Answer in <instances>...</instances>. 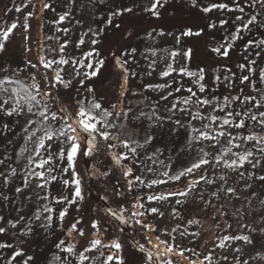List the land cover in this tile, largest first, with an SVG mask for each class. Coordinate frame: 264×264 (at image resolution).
Wrapping results in <instances>:
<instances>
[{"label":"snow or ice","instance_id":"6c2138e0","mask_svg":"<svg viewBox=\"0 0 264 264\" xmlns=\"http://www.w3.org/2000/svg\"><path fill=\"white\" fill-rule=\"evenodd\" d=\"M164 2L152 0L144 11L159 17L158 9ZM29 3L31 0L7 11L19 13ZM39 3V12L56 11L53 3L44 0ZM191 3L197 7V0ZM200 11L216 13L215 19L207 17V29L226 32L218 45L211 47L212 58L232 61L233 50L240 47L243 51L239 59L234 65H223V70L217 69L220 74L212 76L206 67L191 71L186 66L192 59V49L173 51L169 58L176 62V57H180L179 67L166 62L165 69L158 74L160 80L139 86V92L130 86V77L136 78L138 73L127 67L129 57L135 62L137 49L125 46L129 38H139V34L122 29L113 20L132 14L131 7L112 10L102 21L112 26L111 35L107 34V28L90 27L84 33L90 35L89 47L78 56L73 53L84 45V38L72 43L69 28H55V33L64 34L63 38L53 34L46 39L56 41L58 47H49L50 55H39L35 63L27 59V53L32 51L28 20L35 12H28L23 23L13 22L0 28V54H7L9 45L16 42L18 28L23 32L20 46L25 53L24 67L0 66V139L10 146L0 153V208L11 206V212L16 214L12 219L0 214V237L8 234L20 238L22 244L16 248L11 242H0V250H11L7 264H41L53 247L61 253L55 257L60 264H213L216 248L231 247L237 241L241 247L232 250L233 258L237 264H248L239 258L251 255L244 245H250L253 251H264V215L257 214L261 221L257 227L241 222L233 228L226 223L223 231L227 234L218 237L220 243L213 242L212 250L202 258L195 248L181 247L173 235L197 238L199 231L189 233L187 228L179 231L177 225L171 231L160 229L166 237L161 239L156 226L146 219L154 214L163 217L164 213L157 207H147L145 200L154 203L175 198L173 219L202 227L200 220L182 217L180 209L190 194L192 201L198 198L205 207L211 205V198L204 200L209 187L215 188L211 197L219 199L223 193L226 200L239 199L236 187H226L233 174V183L242 184V191L249 193L245 197L248 203L257 199L264 206V0H210ZM70 16L71 12L65 11L53 23L60 25ZM203 31L189 28L181 35L199 37ZM147 35L151 37L152 32ZM118 37L125 43L112 50L119 44ZM176 41L179 44L180 38ZM70 43L73 52L68 51ZM98 44H107L111 61L119 70L117 100L108 106L90 83L101 75L106 63L101 49L96 47ZM144 58L147 60V56ZM156 63L151 60L148 67L155 71ZM28 68L35 72L29 73L27 80H21L20 74ZM218 84L226 94L217 95ZM152 92L156 93L154 100L145 94ZM126 95H142L143 100L133 104L129 98L126 102ZM161 102L164 112H160ZM166 126V134L173 137L171 149L166 144L163 147L154 144L157 134L153 130ZM17 127L19 133L14 131ZM9 133L18 139H9ZM166 151H171L175 159L166 157ZM81 162L90 167L81 170ZM158 168L163 170L157 174ZM202 169L204 174L197 177L196 173ZM220 169H227L228 174L220 173ZM149 174L156 178L148 179ZM182 178L186 182L179 190L141 194V189L151 190ZM90 180L103 185L99 199L105 203L96 210L100 216L86 218L82 205H86L91 192L87 188ZM201 184L204 187H199ZM110 201L116 203L115 208ZM69 209L79 219L73 216L66 223ZM218 211L222 216L240 218L239 210L230 214L221 205ZM216 227L219 228V223ZM126 229H132L144 241L134 239L130 246L131 261L116 235L124 234ZM45 241L51 242L45 252H32V244L39 249ZM78 241H82L79 246ZM259 258L264 260V255ZM223 259L227 261L228 256ZM4 260L0 252V264Z\"/></svg>","mask_w":264,"mask_h":264},{"label":"rangeland","instance_id":"374dc122","mask_svg":"<svg viewBox=\"0 0 264 264\" xmlns=\"http://www.w3.org/2000/svg\"><path fill=\"white\" fill-rule=\"evenodd\" d=\"M22 2L26 3L27 0H0V28L8 27L11 23H23L24 17L28 12H35V15L29 18L28 23L30 25V36L31 40L28 42L29 46L32 48V51L27 53V59L36 62L39 55H50L48 53V48H57L58 44L54 40H47L46 37L50 35H57L63 38V33H55V28H69L70 33L69 38L72 43L76 42L80 37H83L85 40L84 45L79 49H76L73 53L74 56H78L81 51H86L89 47V36H85L84 33L88 32V29L91 27L93 29L97 28H107L108 35H111L113 28L110 25L102 23V21L108 16L109 12L117 8L123 9L124 7L133 8L132 14H125L123 17H113V20L116 23L121 24V28L126 31H133L134 34L138 33L139 38H129L127 41V46L135 47L137 52L134 54L135 62H132V58L129 57L130 71H135L138 73L136 78L130 77V86L133 88V91L139 92L140 87L146 83H153L160 80L159 73L165 69V64L173 63L174 67H179L180 57H176V62H173L169 58V54L173 51H178L180 49H192L193 56L191 61L186 62V66L191 71H196L200 67H206L209 75L215 76L219 75L217 69L223 70V65L231 64L234 65L235 62L239 59L243 49L237 47L232 52V61H225L222 58L217 57L213 59V55L210 53L211 47L217 46L221 41L222 37L226 35V32L220 29L209 30L205 27L208 23L207 17L210 15L215 19L216 13L204 14L200 11V7L206 6L209 4L210 0H197V7H193L191 0H166L164 6L159 8V17L153 16L150 12L144 11L145 7H150L152 0H75L74 3H70V0H44V2L53 3L56 11L52 12L50 10L39 12L38 9L41 7L39 0H31V3L28 4L23 11L17 13L15 11L8 12L7 9L13 8L14 6H19ZM220 2H226V0H220ZM65 11H70L71 16L67 18L62 24L56 25L53 23L55 19H58L59 15L63 14ZM223 15V14H222ZM79 21V23H77ZM191 28L193 31L204 29L203 34L199 37H185L181 35L182 31ZM156 31L153 32L152 30ZM119 31V30H116ZM163 32L165 35H157L158 32ZM152 32V36L149 37L147 33ZM171 33V35H168ZM247 37V34H245ZM180 38V43L177 44L176 38ZM15 39L14 44H10L7 54H0V66H6L11 68H16L17 66L24 67L25 62V53L23 48L20 46V41L23 39V32L18 28L15 30ZM103 40V37H101ZM119 40V44L114 45L112 50H118L120 44H124L123 40ZM97 48L101 49V56L106 58L105 67L101 70V75L95 78L92 82V86L95 88L98 98H100L105 106L115 103L118 95V72L119 70L114 66V63L111 61V52L107 46L97 45ZM69 52H73L72 45L70 43ZM155 52V56L152 53ZM143 54V55H142ZM147 56V60L144 58ZM156 60L154 65L155 71H152L148 67L149 61ZM35 72L34 69L28 68L25 72L21 73L19 78L21 80H27L28 74ZM151 72V76L147 73ZM37 79H40L39 73H36ZM166 79H171L166 78ZM150 95L154 100L156 93H145ZM226 94L223 86L218 84L217 95ZM131 99L132 103L135 104L140 100H143V96L124 97L127 102L128 99ZM149 103V102H145ZM163 103L161 102L160 112H164ZM150 109L145 108V111ZM20 123L23 124L24 120L21 119ZM14 131L19 133V128H15ZM157 134V139L154 141L156 146L163 147L165 144L168 145V148L173 147V137L168 136L167 126L163 130H153ZM9 139L16 140L18 137L13 136L12 133L8 134ZM182 137H176V140L181 139ZM10 146H8L3 139H0V153L6 152ZM153 149L150 147L148 149L151 152ZM210 150V149H209ZM165 156H171L175 159L174 154L171 151H166ZM97 161H92V164H97ZM79 167L81 170H84L90 165L81 162ZM134 167V166H133ZM162 168H158L157 174L162 171ZM138 171V170H137ZM220 173L228 174L227 169H220ZM204 174V170H200L196 173V176ZM156 178L153 175L149 174L148 179ZM187 179H192L188 177ZM235 179L234 174L231 175L228 179L226 187H236L237 192L239 193V199H224L223 193L220 194V198L211 197V192L215 188L209 187L204 192V200L207 201L211 198L212 204L218 211L223 205V210L228 213H236L239 210V219L237 216L228 215L222 216L220 211H216L218 217L216 219H209L206 217V213L203 215H198L195 211L205 205L197 200L194 202L191 199V194L187 198L186 203L183 205L182 209L180 206H176L180 209V215L186 217L187 219H198L200 220L201 226H193L187 224L184 219H173L172 208L174 206V199L170 198L169 200L157 201L154 203H148L146 200L144 203L147 207H157L160 212H163V217H158L157 215L147 216L154 222L159 229H167L171 231L172 228L180 226L179 231H183L185 228L188 229V232L199 231L200 236L193 238L190 235L186 237H181L178 233H173L176 236V243L179 244H188L203 246V250L210 252L213 247V242L219 244L220 240L218 237L227 234L223 230L226 223H231L233 228H236L239 223L244 222L250 224L252 227H257L261 221L259 215H264V206L259 204L257 199H253L252 203L249 204L248 200L245 199L249 195L248 192L242 191V184H234L233 180ZM92 181V182H91ZM87 183V188L91 189L90 195L87 197L86 205H82V210L86 213V218L93 215L100 216L101 213L99 210L103 205L104 201H101L99 197L103 195V185L99 181L91 180ZM115 180L113 179V183ZM185 179L182 178L181 181L175 183H169L168 185H158L154 189H143L148 194L151 193H167L168 190H179L180 187L185 183ZM199 187H204L201 184ZM199 187L197 190H199ZM55 194V191L53 192ZM184 199V198H181ZM171 201V202H170ZM111 203L113 208L116 207V203ZM143 210V209H141ZM0 214H3L6 218L12 219L15 217V213L11 212V206L0 208ZM24 214V213H21ZM259 214V215H257ZM127 215V213L125 214ZM75 216L79 219V215L74 212L72 209H69V216L66 217L67 221L71 220ZM219 223V228L216 227ZM12 231V230H10ZM228 232L231 233L232 229H228ZM164 239L166 237L161 232ZM122 244L125 245V250L128 254V259L131 261L133 258L130 251V246L133 245L134 239L140 242H144L141 239L139 234H136L132 229H126L124 234L116 233ZM54 238V237H53ZM87 237H85L86 239ZM255 238V237H254ZM0 242H11L14 247L21 248L20 238H13L11 235L5 234L0 237ZM82 241H78L79 243ZM50 241H45L42 246L37 249L34 244L31 245V250L33 253L36 251L45 252L49 246ZM150 247V246H148ZM236 247H241V242L237 241L231 244V247H225L224 249L216 248L214 253V258L217 259L219 264H237V261L233 258V249ZM246 252H250L251 255H242L239 258L241 260H247L248 264H264V260H261L260 255H264V251H253L250 245L243 246ZM11 250L2 249L0 252L3 253L5 260L4 264H7V257ZM61 255L54 247L47 253V260H41V264H60V261L56 260L55 257ZM227 255L228 260L225 261L223 256ZM239 255V254H237ZM252 257H256L253 259ZM195 258V257H193ZM15 264V262H13ZM207 264V262H206Z\"/></svg>","mask_w":264,"mask_h":264},{"label":"trees","instance_id":"16d2710c","mask_svg":"<svg viewBox=\"0 0 264 264\" xmlns=\"http://www.w3.org/2000/svg\"><path fill=\"white\" fill-rule=\"evenodd\" d=\"M145 193H147V192L146 191H143V189H141V194H145ZM216 211H217V209L213 205H208L206 207L204 206V207H201V208L197 209L195 211V213H197L200 216L202 214L204 215L206 213L205 215H206L207 218H209V219H216V217H218V214H216ZM146 219L148 220V222L150 224H154L156 226V228H157V234H160L161 235V239H164L163 236H162V234H161V232H160L159 227L154 222H152V220L150 218L146 217ZM153 239H154V236H153ZM180 245H181V247L195 248L196 251L201 254V258L203 257V255H207L209 253L208 251L203 250V246H201V245H198V246L188 245V244H180ZM217 262H218L217 259L214 258V255H213V264H217Z\"/></svg>","mask_w":264,"mask_h":264}]
</instances>
